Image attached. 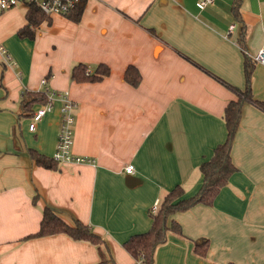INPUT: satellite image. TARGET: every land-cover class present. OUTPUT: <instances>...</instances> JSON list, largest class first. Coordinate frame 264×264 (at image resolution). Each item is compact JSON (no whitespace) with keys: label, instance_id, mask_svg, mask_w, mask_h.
Here are the masks:
<instances>
[{"label":"crops","instance_id":"crops-1","mask_svg":"<svg viewBox=\"0 0 264 264\" xmlns=\"http://www.w3.org/2000/svg\"><path fill=\"white\" fill-rule=\"evenodd\" d=\"M232 5L86 0L78 21L45 15L29 25L33 36L18 33L28 23L27 4L0 11V264H98L89 241L63 233L27 237L38 231L45 206L100 235L106 264L135 262L123 243L150 228L154 203L176 185L184 196L199 189V165L226 139L224 108L245 89V58L253 61L264 47V0H240V20ZM77 63L87 72L99 63L110 71L77 82L70 74ZM129 65L140 74L136 85L124 79ZM44 86L75 102L71 149L91 162L48 168L30 156L32 148L52 157L57 141V97L28 128L24 94ZM250 87L264 101V64L252 62ZM230 155L236 170L212 204L171 215L180 231L167 233L155 264H264V110L249 101ZM200 238L208 240L202 255L194 249Z\"/></svg>","mask_w":264,"mask_h":264},{"label":"trees","instance_id":"trees-1","mask_svg":"<svg viewBox=\"0 0 264 264\" xmlns=\"http://www.w3.org/2000/svg\"><path fill=\"white\" fill-rule=\"evenodd\" d=\"M85 3L86 0H80L66 16L74 21H78ZM239 4L240 0H233L232 10L237 20H240L238 11ZM25 15L28 23L21 28L18 33L19 35L33 36L34 30L32 28L44 19L47 14L42 12L33 3H29L27 4ZM29 25H31L32 28H30ZM244 39V34H242L238 40L242 46H244ZM253 61L248 57L245 58V89H236L235 98L231 99L224 108L223 118L227 129L226 139L215 147L212 156L208 160L199 165V169L203 175L201 186L193 195L184 196L183 188L180 185H176L163 196L161 202L158 203L157 210L155 212L151 211L152 223L150 228L144 232L131 235L123 243L125 250L135 260V262L131 264H155V250L160 244L166 241L167 233L169 231H180V225L170 218L171 215L177 211L187 210L200 202L207 205L212 204L220 188L226 183L230 174L236 170L231 160L230 150L233 138L239 126L242 105L245 101H249L264 110V101L255 99L251 92L250 77ZM86 69L87 67L84 63L75 64L70 72L71 78L77 82L96 81L107 76L110 71L109 67L102 63H99L92 72H87ZM124 79L128 83L136 85L140 80V74L134 66L129 65L125 69ZM42 93L27 92L24 94V107L29 115H32L34 112L31 109L33 103L45 100L44 93ZM29 154L36 163L44 167L51 168L57 163L52 157L45 156L32 148H29ZM35 198L33 201L36 200ZM57 233H63L73 239L85 240L95 244L100 256L98 264H106L111 259L109 253L107 254L104 249L105 243L100 235L92 231L88 225L74 217H71L70 222H67L50 206H45L42 209V218L39 223L38 231L27 237L45 236ZM207 244L208 240L206 238L196 239L194 249L198 254L202 255L207 249Z\"/></svg>","mask_w":264,"mask_h":264},{"label":"built area","instance_id":"built-area-1","mask_svg":"<svg viewBox=\"0 0 264 264\" xmlns=\"http://www.w3.org/2000/svg\"><path fill=\"white\" fill-rule=\"evenodd\" d=\"M80 0H0V11H4L11 7L16 6L19 2H24L25 4L33 3L42 12L47 15L60 14L67 15L79 2ZM211 0H199L200 5H205ZM234 24L230 25L228 30H232ZM5 53L4 49L1 50ZM6 59H9L8 54H4ZM253 60L264 64V47H261L252 56ZM42 85H45L46 79L42 78L40 80ZM43 93L45 94L47 100L45 103L41 104L31 116V121L28 125L29 130L35 129V123L39 121L46 112L51 110L52 97H57L61 101L60 105V121L58 126L57 141L55 144V149L52 154L54 161L59 163H84L91 162L92 160L86 156L76 155L72 151L73 144V129L75 122L74 108L76 106L75 102L69 98L67 92H59L48 89L46 86L43 87ZM133 166L127 165L125 167L126 172H131ZM158 207V201H156L152 207V211L155 212Z\"/></svg>","mask_w":264,"mask_h":264}]
</instances>
